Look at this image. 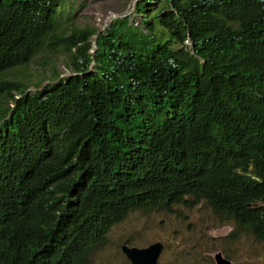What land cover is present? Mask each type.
I'll return each mask as SVG.
<instances>
[{
    "label": "trees",
    "instance_id": "1",
    "mask_svg": "<svg viewBox=\"0 0 264 264\" xmlns=\"http://www.w3.org/2000/svg\"><path fill=\"white\" fill-rule=\"evenodd\" d=\"M60 2L0 0V264H84L187 196L264 241V0H137L146 30L116 17L93 52ZM45 46L73 73L7 76Z\"/></svg>",
    "mask_w": 264,
    "mask_h": 264
},
{
    "label": "rangeland",
    "instance_id": "2",
    "mask_svg": "<svg viewBox=\"0 0 264 264\" xmlns=\"http://www.w3.org/2000/svg\"><path fill=\"white\" fill-rule=\"evenodd\" d=\"M136 2L61 0L57 6L56 29L67 33L73 27L93 26L104 31L116 17L129 16V24L146 30L143 15L135 8ZM155 4V0H150L148 8ZM162 33L163 40L169 36L168 31ZM94 43L93 34L91 52ZM70 60L65 52L45 46L28 63L12 67L7 76L30 80L26 90L35 91L73 73ZM188 198L170 208L148 205L131 210L109 228L103 246L84 264H131L120 249L122 242L142 247L156 240L163 244L157 264H215L217 251L235 264H264L263 240L256 239L234 219L214 213L205 199Z\"/></svg>",
    "mask_w": 264,
    "mask_h": 264
},
{
    "label": "water",
    "instance_id": "3",
    "mask_svg": "<svg viewBox=\"0 0 264 264\" xmlns=\"http://www.w3.org/2000/svg\"><path fill=\"white\" fill-rule=\"evenodd\" d=\"M98 32L94 34V42ZM94 44L96 46V42ZM162 248L163 244L160 240L153 241L142 247L129 245L127 242H122L120 245L121 251L129 259L131 264H157ZM214 260L215 264H235V262L224 256L220 251L214 254Z\"/></svg>",
    "mask_w": 264,
    "mask_h": 264
},
{
    "label": "clouds",
    "instance_id": "4",
    "mask_svg": "<svg viewBox=\"0 0 264 264\" xmlns=\"http://www.w3.org/2000/svg\"><path fill=\"white\" fill-rule=\"evenodd\" d=\"M188 197H189V196H187L185 200L189 199ZM191 198H192L193 200H195V198H193V197H191ZM185 200H183V201H185ZM181 202H182V201H181ZM178 203H179V202H178ZM174 204H175V203H174ZM172 205H173V204H172ZM172 205H171V206H172Z\"/></svg>",
    "mask_w": 264,
    "mask_h": 264
}]
</instances>
